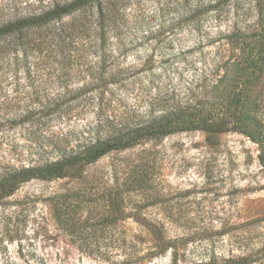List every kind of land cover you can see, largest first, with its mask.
<instances>
[{
  "label": "rangeland",
  "instance_id": "rangeland-1",
  "mask_svg": "<svg viewBox=\"0 0 264 264\" xmlns=\"http://www.w3.org/2000/svg\"><path fill=\"white\" fill-rule=\"evenodd\" d=\"M59 1L0 0V17ZM110 1L103 44L86 33L63 53L45 47L16 59L0 42V173L55 160L122 118L201 97L218 81L215 99L242 90L264 123V0ZM39 37L51 33L28 38ZM260 156L243 133L190 131L110 153L82 177L24 183L0 197V264H264ZM116 197L119 220L96 224ZM62 206L84 222V238L80 224L57 222ZM160 230L184 243L156 256L147 241Z\"/></svg>",
  "mask_w": 264,
  "mask_h": 264
},
{
  "label": "trees",
  "instance_id": "trees-1",
  "mask_svg": "<svg viewBox=\"0 0 264 264\" xmlns=\"http://www.w3.org/2000/svg\"><path fill=\"white\" fill-rule=\"evenodd\" d=\"M112 6L110 0H64L52 3L39 12L25 15L10 13L7 17H0V42L7 43V55H13L16 59L21 52L28 58L29 50L41 51L45 47L52 49L56 46L63 53L70 41L82 38L86 33H94L103 44L107 36L105 24L110 18ZM66 18H70V21L64 22ZM43 30L51 33L49 41L41 37L28 38L31 33H41ZM237 42V46H240L238 49L242 53L245 52V41ZM259 59L261 60V57ZM115 80L116 76L111 75L110 81ZM217 87L219 81L209 90L204 88L206 90L201 97L188 98L185 102L174 99L167 104L162 103L145 112L136 121L131 117L122 118L115 129L95 135L83 147L65 151L55 160H47L36 166L7 169L0 173V197L14 195L22 184L34 179L53 181L82 177L87 166L95 164L110 153L129 150L148 141L190 131L210 134L243 133L260 145V160L264 167V123L258 115V101L242 90L236 91L233 99L228 102L215 99L216 93L219 92L215 93ZM34 110L19 112V118L24 120L32 117ZM43 111L44 109H41L40 113ZM121 201L118 197L114 198L110 203L108 216L96 224L116 223L122 212ZM65 204L66 201L63 205ZM55 214L61 226L80 224L83 230L77 237L84 238L86 226L84 222L83 225L82 222H77L69 207L62 206V209L55 210ZM147 243L158 256L169 250L177 251L179 244L184 243V240L170 239L160 230L158 233H152ZM228 264H247V259L229 260Z\"/></svg>",
  "mask_w": 264,
  "mask_h": 264
}]
</instances>
